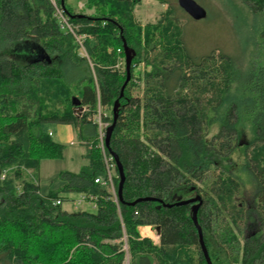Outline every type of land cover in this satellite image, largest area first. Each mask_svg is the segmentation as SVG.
Masks as SVG:
<instances>
[{"label":"trees","instance_id":"obj_1","mask_svg":"<svg viewBox=\"0 0 264 264\" xmlns=\"http://www.w3.org/2000/svg\"><path fill=\"white\" fill-rule=\"evenodd\" d=\"M56 1L88 35V57L51 0H0V264H126L128 251L129 264H208L189 205L130 204L195 194L213 264H264V22L241 70L222 52L191 55L171 7L142 25L140 0H87L88 12ZM250 1L264 11V0ZM124 42L136 56L106 145L126 175L121 200L116 166V200L95 181L106 164L92 119L100 105L113 123L127 77L116 68ZM53 122L78 126L88 163L61 173L64 184L43 195L34 179L41 161L65 150ZM67 192L97 197L96 212L64 210ZM143 225L160 228V244L141 237Z\"/></svg>","mask_w":264,"mask_h":264},{"label":"rangeland","instance_id":"obj_2","mask_svg":"<svg viewBox=\"0 0 264 264\" xmlns=\"http://www.w3.org/2000/svg\"><path fill=\"white\" fill-rule=\"evenodd\" d=\"M140 1L135 7V17L142 25L158 22L167 9L171 7L175 12V18L183 29V39L191 55L201 57L212 51L222 52L238 60L241 70L249 67L250 58L256 52L251 43L255 38L256 40L260 39L259 30H261L264 22V11L253 10L252 1L196 0L208 12L207 17L200 20L193 19L185 12L179 6L178 0H164L166 3L162 0ZM67 3L75 12H88L87 0H67ZM145 69V65L141 63L136 67V73L139 74V71ZM106 112L110 113L108 110ZM95 118L96 114H94L92 121H95ZM50 129L54 138L65 145V150L61 158L43 159L41 161L40 170L35 174L34 179L40 185V192L43 195L64 184L65 180L64 177H61V173L79 172L88 163V159L85 157L87 141L81 138L78 126L53 122L50 124ZM92 139L90 138V140ZM245 183L248 187L251 186L249 182ZM63 194L65 197L62 205L64 210L71 212L79 209L96 212L95 203L89 201L78 203V192ZM153 229L159 233L156 226H153ZM240 240L243 242V236L240 237ZM152 241L154 244H160V239L157 242ZM124 248L128 251L127 244ZM130 259L131 255L128 251L125 263L129 264Z\"/></svg>","mask_w":264,"mask_h":264},{"label":"water","instance_id":"obj_3","mask_svg":"<svg viewBox=\"0 0 264 264\" xmlns=\"http://www.w3.org/2000/svg\"><path fill=\"white\" fill-rule=\"evenodd\" d=\"M179 6L185 11L187 12L193 19L196 20H200L203 18L207 17V10L200 5L196 0H178ZM61 4L64 7V0H61ZM83 16V15H80ZM124 52H125V60H126V70H127V77L126 80L121 88V94L120 97L116 99V101L114 102L113 105V123L108 127L107 129V135H106V145L109 146L110 143V138L113 132V129L116 125L118 116H119V109L121 106V98L124 95V91L126 89L127 84L130 82L131 78H132V63L133 60L136 56V50L132 47H130L126 42H124ZM76 99V97L73 98V101ZM79 109L80 111L84 110V107L81 106L80 102L76 103V107H75V111ZM113 155V158L115 160L116 166L118 168L119 171V185H118V194L119 197L121 198V200L123 199V188H124V184H125V179H126V175H125V171L123 168L122 163L120 162L118 156ZM142 201H158L159 205L158 207L160 208L161 206H165V207H172L174 205L177 206H183V205H189L191 203H193L192 207H191V215H192V219L195 223V225L198 228V234H199V240H200V245L203 251V254L205 256V259L207 261L208 264H213V261L211 259L208 247L205 243L204 240V234H203V230L202 227L199 223L198 220V211L199 208L201 207L202 203H203V199L202 196L199 194H196L195 196L188 198V199H182L179 198V200L176 203L170 204V203H165L163 200H159L155 197H144V198H138L136 200H134L133 202H131V205H135L138 202H142ZM157 230L159 231V228H157Z\"/></svg>","mask_w":264,"mask_h":264},{"label":"built area","instance_id":"obj_4","mask_svg":"<svg viewBox=\"0 0 264 264\" xmlns=\"http://www.w3.org/2000/svg\"><path fill=\"white\" fill-rule=\"evenodd\" d=\"M54 6L56 7V15L59 18L60 25L63 29L66 31L72 33V35L75 38V42L77 44L78 52L81 56L88 57V52L86 49V39L88 38V35L86 33H81L79 31V26L73 25L70 20L69 16L65 13V10L58 5L56 0H51ZM121 51V50H119ZM117 69H124L126 68V62L125 58H120L119 62L116 64ZM87 111V108L85 107L83 111H80L79 109L76 110L79 116H82V114ZM108 116L107 112H104L102 107L99 105L98 112L96 113V118L94 119L95 123L97 124V131H98V147L102 149L104 160L106 164V175L105 177H98L95 181L98 183H101L102 185L109 188L110 191L114 193V198L117 200V194H116V187H115V177H116V163L112 155H108L106 152V135H107V129L110 126V122L108 120H105V118ZM97 200V197L90 196L88 197L84 193L79 194L78 203L89 201L95 203ZM56 203H60V200L58 199ZM77 208V206H76ZM141 237L143 238H151L154 241H158L160 238V234L156 233V230L153 229L152 225H143L140 228ZM155 234V236H153Z\"/></svg>","mask_w":264,"mask_h":264},{"label":"flooded vegetation","instance_id":"obj_5","mask_svg":"<svg viewBox=\"0 0 264 264\" xmlns=\"http://www.w3.org/2000/svg\"><path fill=\"white\" fill-rule=\"evenodd\" d=\"M196 195V194H195ZM195 195H193V196H195ZM193 196H190L189 198H191V197H193ZM188 199V198H187ZM192 205H193V203H191V204H189V206H190V210H191V207H192ZM157 228H159L158 226H156V229ZM160 229V228H159ZM255 231H253V233H254Z\"/></svg>","mask_w":264,"mask_h":264}]
</instances>
